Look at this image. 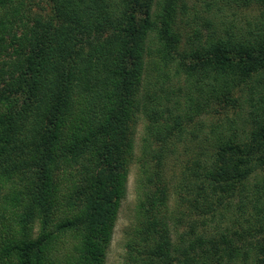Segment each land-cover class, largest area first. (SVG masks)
Wrapping results in <instances>:
<instances>
[{"label": "trees", "instance_id": "16d2710c", "mask_svg": "<svg viewBox=\"0 0 264 264\" xmlns=\"http://www.w3.org/2000/svg\"><path fill=\"white\" fill-rule=\"evenodd\" d=\"M223 1L188 64L184 0H0V264H107L133 165L121 264H264V0Z\"/></svg>", "mask_w": 264, "mask_h": 264}, {"label": "rangeland", "instance_id": "374dc122", "mask_svg": "<svg viewBox=\"0 0 264 264\" xmlns=\"http://www.w3.org/2000/svg\"><path fill=\"white\" fill-rule=\"evenodd\" d=\"M186 2V9L181 7V3L177 2L176 6V30L179 34L180 45L179 51L184 54L186 62H194V51L199 48L208 34L223 35L226 30H230L233 34L240 35L248 29V24L258 14L254 7H245L239 1L231 4L225 3L223 0H184ZM152 50L154 47L152 46ZM153 55V54H152ZM153 56L148 57L149 63L154 61ZM171 68V67H170ZM148 72L146 71L143 79V90H148L149 96L165 99L172 90L179 88V83L184 85L185 75L181 77H174V70L168 71L169 79L165 77V82H157V73L154 72L155 66L149 65ZM185 89V87L183 88ZM171 98L180 100L185 104L186 98L182 95L173 94ZM157 100L159 104L165 100ZM148 105H150L148 101ZM147 124V119L141 116L137 125V138L135 139V150L139 152L141 137L143 136V128ZM137 178V167H131L129 181L127 186V196L122 203L119 219L116 225L114 239L111 244L107 264H121L125 254L124 248V231L129 225L130 221L135 215L136 211V192L135 182Z\"/></svg>", "mask_w": 264, "mask_h": 264}]
</instances>
